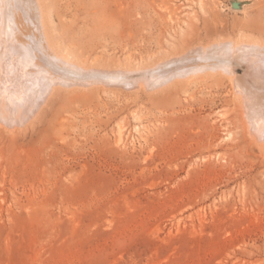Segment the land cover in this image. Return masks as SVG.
<instances>
[{
  "label": "rangeland",
  "instance_id": "374dc122",
  "mask_svg": "<svg viewBox=\"0 0 264 264\" xmlns=\"http://www.w3.org/2000/svg\"><path fill=\"white\" fill-rule=\"evenodd\" d=\"M38 1L81 85L0 123V264H264L263 135L229 79L168 78L196 47L264 43V0Z\"/></svg>",
  "mask_w": 264,
  "mask_h": 264
},
{
  "label": "bare ground",
  "instance_id": "6f19581e",
  "mask_svg": "<svg viewBox=\"0 0 264 264\" xmlns=\"http://www.w3.org/2000/svg\"><path fill=\"white\" fill-rule=\"evenodd\" d=\"M38 2L0 0V123L11 130L26 124L32 118L30 115L34 116L38 112L41 104L47 102L48 96L58 86L72 88L76 83L72 81L73 78L64 75L71 68H76L75 65L70 64L66 56L57 55L46 40L48 35L46 38L42 27L43 11L40 10L42 4ZM25 24L33 28L27 34ZM183 59L185 62L177 65L178 71L168 72V78L172 79L175 74L182 72L184 75L180 83L185 82L189 86L203 84L209 77L229 79L234 96L242 101L248 128L253 130L252 133L256 131L263 135L260 143L264 146V43L245 39L216 42L207 47L191 49L183 55ZM182 67L195 71L197 76L191 77L189 72L182 71ZM149 75V88L159 89L162 77L157 73ZM78 82L76 84L81 85Z\"/></svg>",
  "mask_w": 264,
  "mask_h": 264
}]
</instances>
